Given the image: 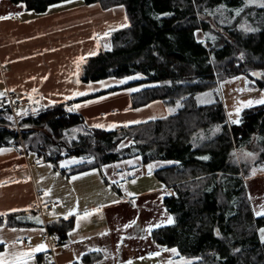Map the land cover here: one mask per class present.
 Listing matches in <instances>:
<instances>
[{"label":"trees","instance_id":"trees-1","mask_svg":"<svg viewBox=\"0 0 264 264\" xmlns=\"http://www.w3.org/2000/svg\"><path fill=\"white\" fill-rule=\"evenodd\" d=\"M11 1L44 13L69 0ZM83 1L104 9L123 8L129 25L111 33L99 54L80 64L78 81L141 75L143 79L133 84L151 86L132 95L133 106L161 100L174 113L106 131L89 127L70 104L54 103L23 116L16 129L12 110L4 107L0 148L24 146L55 169L64 158H79L69 173L63 170L68 175L93 169L103 174L105 165L132 158H141L142 164L163 163L155 175L169 189L163 197L166 216L164 222L154 220L151 241L176 249L179 257L190 260L186 264H264V241L259 237L264 216L253 213L245 183L254 170L264 169V104L243 110L239 122L229 124L219 99L207 105L195 99L222 80L238 76L264 91V27L254 31L241 27V19L253 8L246 0ZM256 10L254 14H264V7ZM237 150L256 159H240ZM103 177L121 196L118 185ZM169 218L174 223L169 224ZM73 225L71 217L48 226L58 246L68 243ZM82 261L91 263V255Z\"/></svg>","mask_w":264,"mask_h":264},{"label":"crops","instance_id":"crops-1","mask_svg":"<svg viewBox=\"0 0 264 264\" xmlns=\"http://www.w3.org/2000/svg\"><path fill=\"white\" fill-rule=\"evenodd\" d=\"M0 17H9L0 19V101L9 94L16 96L15 114L20 120L38 106L54 103L70 104L89 127L106 131L163 120L174 113L161 100L133 106L132 95L147 87L130 89V84L143 78L78 81L80 64L97 56L111 33L129 25L123 8L69 0L36 13L22 3L0 0ZM20 149L0 148V238L7 242L0 253L10 264H40L49 252L54 253V264H159L158 255L170 257L151 238L141 244V217L132 218L139 209L137 202L147 205L144 200L169 190L156 177L155 163L147 177L128 182L139 183L133 191L120 188L119 196L99 170L63 173L78 165L79 158H64L55 169L37 157L31 162L29 153L21 156ZM251 179L245 180L246 185ZM257 196L264 194L258 191ZM86 211L91 215L84 217ZM65 216L72 217L74 225L68 243L58 246L48 226ZM132 220L133 234L124 227ZM119 225L124 226L119 229ZM40 245L45 250L34 251ZM151 246L158 247L153 250L160 254L148 250ZM85 255H91V263L82 261Z\"/></svg>","mask_w":264,"mask_h":264},{"label":"rangeland","instance_id":"rangeland-1","mask_svg":"<svg viewBox=\"0 0 264 264\" xmlns=\"http://www.w3.org/2000/svg\"><path fill=\"white\" fill-rule=\"evenodd\" d=\"M262 4H264V0H246V6L252 7L253 10L250 11L249 14H246L243 19H241V27L244 28L246 31H254L255 29H259L264 27V14H254L256 9L262 8ZM236 14L233 15V18ZM240 15V14H239ZM103 40H106V37L103 38ZM109 40V37H108ZM254 77H259L260 74L255 71L253 72ZM133 79L132 80H140L143 78L141 75H134L130 76ZM129 78V77H126ZM125 79V78H124ZM122 80V79H118ZM252 80H249L248 78L244 76H238V77H232L228 79L222 80L213 90L206 91L204 93H199L196 95L195 99L196 102L199 105H207L211 104L217 101L219 99L225 108L226 116H227V122L229 124L233 123V121H239L241 117V113L243 110L259 106L264 103H257L256 101L264 99V91L253 88L251 86ZM151 84L149 83H140V84H133L130 86V89H134L137 87H150ZM252 101V103L249 105L248 102ZM22 112L21 110L17 111ZM237 156L238 158H242L244 160H255L256 156L250 154L247 151L244 150H237ZM35 155L33 153H29V158L31 162H36ZM65 165V164H63ZM139 166V169H137L136 166ZM157 167H160L164 165L163 163H156L154 164ZM150 164H142L141 158H132L123 160L120 162H116L113 164L105 165L103 167V174L106 176L108 181L110 183L118 185L121 190L126 191H133L139 183L136 184H128L129 181L139 179L141 177H147L151 171L153 170V166ZM151 166V170L149 168ZM135 167V168H134ZM264 171L255 172V177L260 176L259 178H256L253 180V177L251 181L247 182L248 185V191H249V197L253 200L252 206H253V213L256 217H262L257 216V212L264 211V208L261 206H264V197H258L257 193L258 191H262L264 194ZM125 175V178L122 177ZM262 175V176H261ZM250 179V178H249ZM163 195H160L159 193L156 194L153 197L147 198L146 201L147 205L141 204L137 202L138 210L135 211V216L132 218L136 219L137 216L140 215L141 217V227L139 228V237L141 239V244L150 242V232L151 228L154 225V220L157 219L158 222H164V216H166V212L164 210L163 205ZM137 220V219H136ZM131 224H133L134 220L129 221ZM127 223L126 225H129L130 223ZM125 225V226H126ZM124 225H119V229H121ZM124 226V227H125ZM134 226V225H133ZM133 226L131 227H125L126 231H132L133 234ZM128 228V229H127ZM124 229V230H125ZM264 229V228H261ZM261 229H259V237L262 241H264V237H262ZM126 232V233H127ZM128 234V233H127ZM142 246V245H141ZM158 247H148L149 249H155ZM172 249H166L167 254L170 255V257L163 256L160 254L157 256L158 263L159 264H186L190 260L179 257L177 250L176 252H172ZM164 251H162L163 253Z\"/></svg>","mask_w":264,"mask_h":264},{"label":"built area","instance_id":"built-area-1","mask_svg":"<svg viewBox=\"0 0 264 264\" xmlns=\"http://www.w3.org/2000/svg\"><path fill=\"white\" fill-rule=\"evenodd\" d=\"M17 103L18 101L16 99V96L9 94L3 100L0 101V108L10 107V109L12 110L11 121L15 124L16 129H20L19 127L20 119L15 114V110L19 106ZM19 154L21 156L26 155V149L24 146H22L21 149L19 150ZM57 204L58 203H55V205ZM55 244L57 245V242ZM40 264H54V253L49 252V253L44 254Z\"/></svg>","mask_w":264,"mask_h":264},{"label":"snow or ice","instance_id":"snow-or-ice-1","mask_svg":"<svg viewBox=\"0 0 264 264\" xmlns=\"http://www.w3.org/2000/svg\"><path fill=\"white\" fill-rule=\"evenodd\" d=\"M262 7H264V4H262L261 5ZM9 17H0V19H8ZM126 26V25H125ZM83 59V58H82ZM33 91H35V89L33 90ZM85 93H80V95H84ZM257 103H264V99H262V100H259V101H256ZM252 103V101H249L248 102V104L250 105ZM239 121H233V123H238ZM135 123H139V121H136ZM98 127H99V125H98ZM205 159H207L206 157H205ZM149 168H150V170H151V166H149ZM261 171H264V169H261ZM85 175H87V173L85 174ZM255 175V170L253 171V176ZM79 177H73V179H78ZM132 183H135V180H133L132 181ZM129 195H132L131 193H129ZM119 201H114V203H118ZM262 208H264V206H261ZM98 211V210H97ZM71 214V213H70ZM91 215V213H89V212H85L84 213V217H88V216H90ZM256 215L257 216H264V211H261V212H257L256 213ZM65 219H67L68 217L67 216H65L64 217ZM133 223H135V222H133ZM168 223L169 224H172V223H174V220L172 219V218H169V220H168ZM132 226V224H129V225H126L125 227H131ZM155 227H160V225L158 224V225H156ZM261 231V234H262V237H264V229H261L260 230ZM218 234V233H217ZM7 242L5 241V240H3L2 238H0V245H2V244H6ZM12 247H14L15 245L13 244V245H11ZM45 250V246L44 245H40V246H38L34 251H44ZM172 252H176V250L175 249H172L171 250ZM5 253H0V264H10V262L9 261H7V260H5L4 259V257H5ZM24 255H27V253H24ZM129 264H131V262H129Z\"/></svg>","mask_w":264,"mask_h":264}]
</instances>
